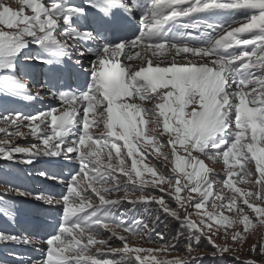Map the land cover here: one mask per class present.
Masks as SVG:
<instances>
[{"label":"snow or ice","instance_id":"1","mask_svg":"<svg viewBox=\"0 0 264 264\" xmlns=\"http://www.w3.org/2000/svg\"><path fill=\"white\" fill-rule=\"evenodd\" d=\"M17 4L0 0V96L33 98L19 78L28 75L24 63L35 60L65 70L68 62L83 69L74 56L94 60L83 70L82 86L48 93L60 100L57 108L30 116L5 108L0 115V157L27 154L26 164L39 156L75 162L63 180V194L35 197L59 210L52 232L0 231V246L24 245L41 253L27 264H204L209 256L226 260L245 250L250 236L264 229V0ZM238 18L244 22L230 27ZM30 46H36L35 55ZM93 127L103 131L94 133ZM26 135L40 144L12 143ZM153 155L171 166L146 163ZM206 160L221 164L222 178ZM40 175L49 178L47 170ZM120 176L132 192L150 186L163 195L130 199ZM122 188L123 197L110 198ZM10 192L31 195L10 185L3 194ZM125 201L132 208L123 207ZM138 204H154L158 214L154 219L134 215ZM0 214L14 217V207L0 202ZM169 221L182 229L177 243L156 248L131 243L166 241L157 228ZM185 233L182 254L170 256ZM117 240L121 246L112 247ZM201 240L211 253L199 250ZM247 251L262 259L240 264H264V234ZM12 256L24 264L20 253ZM0 264L9 262L0 259Z\"/></svg>","mask_w":264,"mask_h":264},{"label":"rangeland","instance_id":"2","mask_svg":"<svg viewBox=\"0 0 264 264\" xmlns=\"http://www.w3.org/2000/svg\"><path fill=\"white\" fill-rule=\"evenodd\" d=\"M14 3L16 5L17 4V1L14 0ZM148 107H152V104H148L147 105ZM0 127H3V124H0ZM148 127H152L151 125H148ZM92 132L94 133H97L99 134L100 132L103 131V128L100 127V128H95L93 127L92 129H90ZM22 131H25V132H28L29 129L27 128H24L22 129ZM33 136L32 135H26L25 137L23 138H16L12 141L13 144H16V145H19L21 147H25V148H29L31 147L32 144H40L34 140H32ZM0 139H4V134L0 133ZM164 139L166 140L167 137H164ZM106 151V150H105ZM161 151L163 152H167L168 151V148L167 147H164L161 149ZM15 158L17 156H19V154H14ZM14 158V159H15ZM10 160L8 159H5L3 157H0V167H3L5 164H7ZM146 163H149V164H152V163H155L157 166H159L161 163H167L169 164V167L171 166L169 162L167 161H164L163 160V157H160L158 155H153V156H150L146 161ZM206 164H208L209 167L215 169L217 172H220V169H221V164H218V163H212L210 161H205ZM149 174L145 173V176L147 177ZM223 177V173L220 172V178ZM121 183L123 184H128V195H129V198L130 199H136L137 197L141 196L142 194L145 195V196H149V195H153V194H147L149 192L150 189L152 190H155L157 191L156 189L152 188V187H147L146 190L144 191V193H141L139 191H135V192H132V185L130 182H128L126 180V178H124L123 176H120L119 177ZM235 179V178H234ZM238 187H243V188H247L248 186L246 184H243V183H240V184H237ZM166 187V185H165ZM4 191V188L0 186V197L2 195V192ZM227 189L225 190V193H227ZM90 192V190H89ZM183 194V193H182ZM94 195V194H93ZM125 195V191L124 189L122 188L120 190L119 193H113L111 195L110 198H120V197H123ZM123 207L125 208H132V205L130 203H128L127 201H125ZM146 207L148 210H146ZM136 208H140V210H142V216L144 217H148V214H158L156 213L153 209L156 208V205H144V204H138L136 206ZM211 210V209H209ZM161 216H163L162 214H160ZM196 217L193 216V219H195ZM169 224L171 226V230L168 231V232H165V236H166V241H160L159 243H156V242H143V241H140L139 239L137 240H132L131 243L133 244H142L143 247L147 248V247H152V248H156V247H159L161 244L167 242V243H171V244H175L177 243L176 239H174L176 237V234L177 232L179 231H182V229L175 223V221H169ZM112 227V226H110ZM117 231H121V229H117ZM172 233V234H170ZM259 234H264V229H258V234L257 235H252L250 236V238L248 239V241L244 244V249L243 251H239V252H233L229 257L228 259L226 260H220V259H215L213 260L210 256L208 258H206L204 260V264H240V261H243V260H246L248 258H252V259H256L257 261H260L262 258L259 257V256H253L252 253H250L249 251H247V249L249 248V246L253 243H256L257 240L259 239ZM186 237H187V233H185V238L184 239H180L179 240V250L178 251H173L170 253V256H177V255H180L182 254V250L184 248V245L185 243L187 242L186 240ZM102 238V237H100ZM202 242H204V244L207 246H209V250L206 251L204 250L203 248H201V244ZM217 243H222V240L218 239L217 240ZM112 247H120L121 244L120 242L117 240V241H114L112 242L111 244ZM98 247V246H97ZM204 247V245H203ZM199 250L201 252H204V253H211L212 252V247L208 244V242L206 240H201L200 242V247H199ZM4 254H6L5 252H3L2 250H0V257L3 256ZM195 254V253H194ZM232 257H239V260H236V259H233Z\"/></svg>","mask_w":264,"mask_h":264},{"label":"trees","instance_id":"3","mask_svg":"<svg viewBox=\"0 0 264 264\" xmlns=\"http://www.w3.org/2000/svg\"><path fill=\"white\" fill-rule=\"evenodd\" d=\"M147 194H153V195H156V196L163 195V193H160V192L152 190V189H150ZM170 229H171V226L169 225V223H168L167 227H165V225L163 223L161 224V227H160V231L161 232L165 233V232H168ZM203 245H204V247H203ZM201 248H203L206 251L209 250V246H207V244L205 245L204 242H202Z\"/></svg>","mask_w":264,"mask_h":264},{"label":"clouds","instance_id":"4","mask_svg":"<svg viewBox=\"0 0 264 264\" xmlns=\"http://www.w3.org/2000/svg\"><path fill=\"white\" fill-rule=\"evenodd\" d=\"M160 227H161V225H159V227L157 228V231H160Z\"/></svg>","mask_w":264,"mask_h":264}]
</instances>
